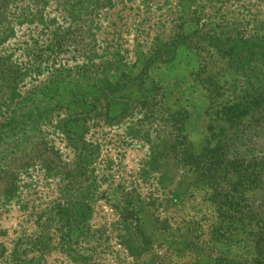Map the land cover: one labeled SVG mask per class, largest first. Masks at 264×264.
<instances>
[{
    "label": "rangeland",
    "instance_id": "rangeland-1",
    "mask_svg": "<svg viewBox=\"0 0 264 264\" xmlns=\"http://www.w3.org/2000/svg\"><path fill=\"white\" fill-rule=\"evenodd\" d=\"M262 88L264 0H0V122L40 94L2 134L0 264H264V111L228 131L256 183L182 160Z\"/></svg>",
    "mask_w": 264,
    "mask_h": 264
},
{
    "label": "trees",
    "instance_id": "trees-1",
    "mask_svg": "<svg viewBox=\"0 0 264 264\" xmlns=\"http://www.w3.org/2000/svg\"><path fill=\"white\" fill-rule=\"evenodd\" d=\"M106 87L109 86L106 85ZM118 88L119 85L115 83L109 90L111 92ZM52 90L53 88H48L45 93ZM33 91L40 90L36 89ZM39 96L38 92H32L27 96H23L12 105L9 102L7 108L4 109L6 113L5 118L0 122V143L6 137L2 136V134H6V131L12 136L17 131H25L24 127L34 121L38 111L36 104ZM254 111H264V88H262L258 97L251 100L248 104L223 106L220 112L222 116H220L219 120L221 123L217 124L214 130V125L208 124L206 127L208 135L205 136L200 150L195 154L185 151L182 160L186 164L192 165L194 170H198V173L202 176V180H206L210 184H215L217 179L224 178L228 173L232 174L234 178V182H229L233 186L232 189H235L234 186L236 185L243 186L245 184L256 183V169L262 160L257 161L253 158L244 162L240 157L227 156L229 148L232 147L233 139L228 131L233 133L241 125L242 121ZM214 113L213 115L216 117L217 114L216 112ZM254 263L261 264V261H255Z\"/></svg>",
    "mask_w": 264,
    "mask_h": 264
}]
</instances>
